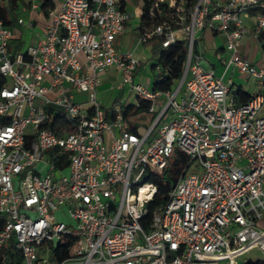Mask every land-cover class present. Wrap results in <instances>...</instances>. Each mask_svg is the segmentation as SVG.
<instances>
[{
    "label": "built area",
    "instance_id": "built-area-1",
    "mask_svg": "<svg viewBox=\"0 0 264 264\" xmlns=\"http://www.w3.org/2000/svg\"><path fill=\"white\" fill-rule=\"evenodd\" d=\"M144 1L138 41L185 46L170 92L137 81L138 59L116 50L130 19L121 0L51 2L43 39L15 53L0 20V264H245L264 253V67L239 50L264 35V0ZM18 5L40 11L38 0ZM203 30L225 39L220 74L196 46ZM110 68L134 104L148 103V127L132 131L119 108L106 118L96 88ZM236 73L256 88L245 102ZM175 150L187 163L151 209L147 180Z\"/></svg>",
    "mask_w": 264,
    "mask_h": 264
},
{
    "label": "crops",
    "instance_id": "crops-1",
    "mask_svg": "<svg viewBox=\"0 0 264 264\" xmlns=\"http://www.w3.org/2000/svg\"><path fill=\"white\" fill-rule=\"evenodd\" d=\"M50 2L53 1L50 0ZM141 8L142 6L133 7L132 12L130 13L126 10L125 5V11L130 14V19L125 25L124 33L117 37L115 43L117 40L119 41V39H126L128 41V46L124 53H131L139 61L136 79L137 81H140L151 87V78L149 84H147L146 81L143 80L144 77L141 74V71L144 67H148L152 71L151 66L154 63V61L151 60L149 48L138 41L140 35L138 27ZM24 13H28L26 16L28 19L23 18L24 23L19 24V26L23 25L24 28L21 29L19 26L17 27L18 24L16 21L15 26L13 28L10 27L13 33L12 40L20 39L22 42L21 49L15 52L24 51L28 46H34L38 44L43 39L42 30L48 21L42 9H40L39 12H36V14L31 12ZM241 20L245 26L252 28L255 24V13L248 12L246 16L241 17ZM28 23H31L32 26L29 27L27 25ZM203 39L206 40L205 45L201 42ZM224 43L225 39L221 34L214 33L209 30H203L197 34L196 46L203 53L205 59L204 64L213 68L216 74H220L223 69L220 63V58L222 60V58L226 57ZM115 48L118 51L116 45ZM239 50L241 54L247 59V61L254 67L258 66L260 63H264V35H261L258 39L252 36L244 37L241 40ZM118 52L120 53V51ZM238 76L242 77V75L239 74ZM239 80L240 79L236 80L234 76L233 82L239 90L243 91L244 93H248L249 96L256 92V88L252 79L250 80L249 78H246V82L244 84L240 83L241 80ZM119 83L120 75L113 68H110L101 74L100 82L96 88V100L100 102L103 111H106L114 101H118V104H134L135 98L130 92V89L125 86L119 88ZM79 95L84 96L85 99L76 101V97ZM74 99L76 102L82 104L87 102V96L82 93H75ZM115 108H118V106H115Z\"/></svg>",
    "mask_w": 264,
    "mask_h": 264
},
{
    "label": "trees",
    "instance_id": "trees-1",
    "mask_svg": "<svg viewBox=\"0 0 264 264\" xmlns=\"http://www.w3.org/2000/svg\"><path fill=\"white\" fill-rule=\"evenodd\" d=\"M22 1L23 0H0V20L5 26L12 28L15 26V10L18 7V4ZM121 3L122 7L125 6L126 0H121ZM143 3L138 27L139 31H141V26L146 22V20H148L144 0ZM38 4L39 8L42 9L45 14L47 13V9H51L53 6L50 0H38ZM11 40L8 44L9 51L11 53L19 51L22 47L21 40ZM144 45L149 48L151 60L154 61L151 69L155 70L158 68V72L154 73L151 78L152 91H172L176 87L183 72V64L185 60L184 43L182 41H177L167 48H162L160 41L154 39ZM237 96L241 102H245L250 98L248 93H244L241 90L238 91ZM118 103V101H114L111 106L107 108L105 111L106 118H111L114 113L115 106H118L123 118L127 120H130L131 117L139 116L145 113L148 107V103L145 101H139L138 105L132 103L127 105ZM52 111L55 112L57 109H53V107L46 108L47 114H50ZM135 129L136 126L131 125V130L134 131ZM47 154L50 156L49 153ZM187 160V157L183 153L175 150L165 170L160 175L147 180V182H150L157 187V192L153 199L154 203L150 206L151 209L163 203L162 195H164L173 186L181 172V169L187 163ZM60 163L61 162H58L57 164L61 168L63 165ZM245 264H264V260H248Z\"/></svg>",
    "mask_w": 264,
    "mask_h": 264
},
{
    "label": "rangeland",
    "instance_id": "rangeland-1",
    "mask_svg": "<svg viewBox=\"0 0 264 264\" xmlns=\"http://www.w3.org/2000/svg\"><path fill=\"white\" fill-rule=\"evenodd\" d=\"M54 5L60 7L61 4L63 3L64 0H52ZM143 0H126V10L128 12H132V8L133 7H138V6H143ZM36 14V12H34ZM28 15V13H24L21 11V7L18 5V7L15 10V15H14V20L16 21L17 18H24V19H28L26 16ZM19 26V24L17 25V27ZM21 29H23V25L19 26ZM206 40L203 39L201 42L205 45ZM118 51H120V53H124L125 49L128 46V41L126 39H119V41L117 40L115 43ZM261 67H264V63H260L258 66H256V69H259ZM141 74L143 75L144 79L146 81L147 84H149L150 82V78H152L153 76V72L147 67H144L141 71ZM235 79L238 80L240 79L241 82L240 83H245L246 82V78L245 76H238V74H235ZM239 80V81H240ZM251 80V79H250ZM85 99L84 96H77L76 97V101H80ZM153 121V116L152 115H144L141 114L139 116H134L130 118V122L132 125L136 126L137 128L140 129H144L146 127H148V125H150ZM161 124V123H160ZM44 158H46V160H49V156L47 153H45ZM243 260L245 261H257V260H264V253H260L257 250H252L249 253L245 254L240 261V263L243 262Z\"/></svg>",
    "mask_w": 264,
    "mask_h": 264
}]
</instances>
